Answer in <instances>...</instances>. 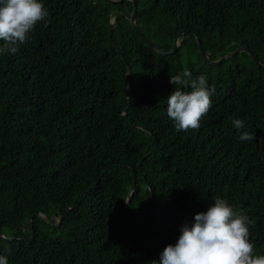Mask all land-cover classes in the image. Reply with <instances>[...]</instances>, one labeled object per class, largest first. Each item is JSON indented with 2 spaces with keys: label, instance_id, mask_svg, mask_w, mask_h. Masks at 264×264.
I'll use <instances>...</instances> for the list:
<instances>
[{
  "label": "trees",
  "instance_id": "16d2710c",
  "mask_svg": "<svg viewBox=\"0 0 264 264\" xmlns=\"http://www.w3.org/2000/svg\"><path fill=\"white\" fill-rule=\"evenodd\" d=\"M42 2L46 20L14 53L0 52V235L11 237L0 239V254L8 264H151L217 197L249 216L254 254L264 255V68L247 52L209 64L188 34L163 55L125 15L113 32L122 55L110 21L131 13L132 1ZM137 2L139 28L166 51L187 29L213 60L248 45L264 62V0ZM185 70L205 75L215 93L200 127L177 131L167 100L171 76ZM244 131L255 138L241 141Z\"/></svg>",
  "mask_w": 264,
  "mask_h": 264
},
{
  "label": "clouds",
  "instance_id": "9594fccd",
  "mask_svg": "<svg viewBox=\"0 0 264 264\" xmlns=\"http://www.w3.org/2000/svg\"><path fill=\"white\" fill-rule=\"evenodd\" d=\"M48 15L42 0H0V41L5 42L0 52L10 50L14 53L15 45L26 43L28 33ZM170 83L176 88L167 100V114L175 122L176 130L198 129L211 108L215 88L209 87L203 74L193 79L190 70L172 75ZM181 86L191 90L184 91ZM233 126L242 129L244 122L233 119ZM239 138L250 141L255 136L244 131ZM251 223L243 210L217 197L207 212L195 215L193 224L181 226L178 241L169 244L160 260L151 264H264V255L254 254ZM0 239L11 237L4 234ZM0 264H8L6 255L0 254Z\"/></svg>",
  "mask_w": 264,
  "mask_h": 264
},
{
  "label": "water",
  "instance_id": "95a60500",
  "mask_svg": "<svg viewBox=\"0 0 264 264\" xmlns=\"http://www.w3.org/2000/svg\"><path fill=\"white\" fill-rule=\"evenodd\" d=\"M110 3H122L126 0H107ZM127 1H132L133 3V9L131 13H127L124 10H119L115 16L112 17L111 21H110V35L112 38V43L114 45V47L123 55V52L121 51V48L119 47L118 43L116 42V40L113 37V32H114V25L117 23V19L121 16V15H125L127 17V19L129 20L130 24L132 25V27L134 28V30L136 31V33L140 36V38L148 45L150 46L152 49H154L156 52L161 53L163 55L166 54H175L176 51L178 50L179 46L181 45V38L183 35L188 34L190 37H192L200 46V51L203 55L204 60L209 63V64H214V65H219L222 62H224L225 60L231 58L233 55L239 53V52H247L251 58L253 59V61L256 63V65L259 68H264V62H262L259 57L257 56V54L248 46V45H242L238 48H236L235 50L231 51L230 53H227L226 55L222 56L219 59H215L213 60L209 54L204 50L203 45H202V41L200 40L199 36L194 33V32H190L187 29H183L181 32L178 33L177 37L175 38L174 41V48L171 51H166L163 48H161V46H159L157 43H155L154 41H152L138 26L137 23V10H138V2L137 0H127ZM125 90L127 92L128 95L131 94V69L128 68L127 70V74H126V78H125ZM146 156V155H145ZM137 187V181L136 178L134 179L132 185H131V189L129 192V195L127 197V203L129 204L131 201V198L133 196L134 191L136 190ZM62 206H60L61 208ZM39 217H41L42 219H45L46 221L50 222V223H54V224H59V222L62 220V217H60L58 222H55L53 220H51L46 214L43 213H39L38 214ZM29 224L31 226L32 232L34 233L33 230V217H30L29 220Z\"/></svg>",
  "mask_w": 264,
  "mask_h": 264
}]
</instances>
